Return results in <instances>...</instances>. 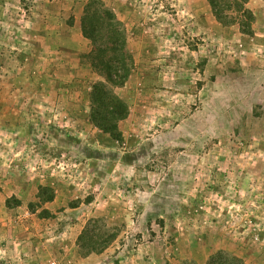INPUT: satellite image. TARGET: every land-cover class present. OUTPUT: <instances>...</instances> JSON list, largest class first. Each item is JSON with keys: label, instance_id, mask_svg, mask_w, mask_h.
<instances>
[{"label": "rangeland", "instance_id": "1", "mask_svg": "<svg viewBox=\"0 0 264 264\" xmlns=\"http://www.w3.org/2000/svg\"><path fill=\"white\" fill-rule=\"evenodd\" d=\"M88 1L0 0V264H264V0L253 36L207 0H101L134 61L121 143L89 121ZM91 220L116 236L85 256Z\"/></svg>", "mask_w": 264, "mask_h": 264}, {"label": "trees", "instance_id": "2", "mask_svg": "<svg viewBox=\"0 0 264 264\" xmlns=\"http://www.w3.org/2000/svg\"><path fill=\"white\" fill-rule=\"evenodd\" d=\"M213 17L223 26L238 24L241 33L253 36L254 14L247 8L250 0H207ZM84 38L93 45L90 56L95 73L102 79L92 85L89 94L91 124L113 141H123L119 123L127 119L129 108L116 90L123 88L134 68V61L127 49L126 29L114 12L101 0H89L81 18ZM53 201V195L45 199ZM98 221L91 220L79 237L85 256L100 254L115 239V234L104 238L97 230L91 231ZM206 264H245L241 259L224 251L211 255Z\"/></svg>", "mask_w": 264, "mask_h": 264}]
</instances>
